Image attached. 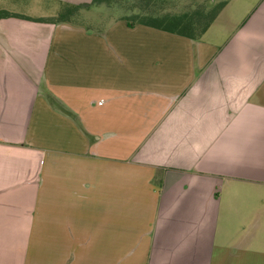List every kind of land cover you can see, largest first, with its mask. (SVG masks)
Listing matches in <instances>:
<instances>
[{
	"label": "crops",
	"instance_id": "crops-1",
	"mask_svg": "<svg viewBox=\"0 0 264 264\" xmlns=\"http://www.w3.org/2000/svg\"><path fill=\"white\" fill-rule=\"evenodd\" d=\"M39 1L0 0V264H264V0L200 40Z\"/></svg>",
	"mask_w": 264,
	"mask_h": 264
},
{
	"label": "trees",
	"instance_id": "trees-1",
	"mask_svg": "<svg viewBox=\"0 0 264 264\" xmlns=\"http://www.w3.org/2000/svg\"><path fill=\"white\" fill-rule=\"evenodd\" d=\"M174 1L187 2L188 10L170 12L167 7ZM231 0H93L82 5L64 4L54 18L36 19L37 22L75 23V17L83 10H99L105 5L108 9L116 7L130 27L144 25L161 31L200 40L217 21L221 12ZM110 10V9H109ZM14 17L0 11V19Z\"/></svg>",
	"mask_w": 264,
	"mask_h": 264
},
{
	"label": "rangeland",
	"instance_id": "rangeland-1",
	"mask_svg": "<svg viewBox=\"0 0 264 264\" xmlns=\"http://www.w3.org/2000/svg\"><path fill=\"white\" fill-rule=\"evenodd\" d=\"M30 5L29 7H26L23 9V12L30 15V16H44L46 13H50L55 9V5L51 4L47 1H39V0H29ZM257 0H231L230 1V6L228 9H225L222 14V20H228L230 17H235L236 12L238 9L248 7L249 5H252L256 2ZM188 4L187 2H181V1H174L172 4H169L167 9L170 12L174 13H179L183 10H188V6L186 8L184 7V4ZM110 9V10H109ZM107 8L105 5L102 6L101 9L99 10H83L81 11L76 17L75 21L77 24H83L85 26H89L92 28H97V27H104L107 24H109L111 21L117 19L119 16H121V12L119 9L116 7L114 8ZM14 11L17 12H22L13 9ZM185 10V11H186ZM61 11V8L57 11L56 16L59 14Z\"/></svg>",
	"mask_w": 264,
	"mask_h": 264
}]
</instances>
